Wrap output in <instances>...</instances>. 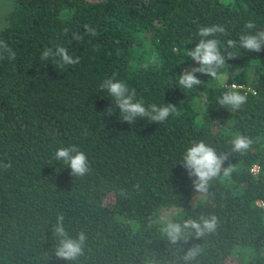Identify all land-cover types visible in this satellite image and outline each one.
I'll use <instances>...</instances> for the list:
<instances>
[{"label": "trees", "instance_id": "1", "mask_svg": "<svg viewBox=\"0 0 264 264\" xmlns=\"http://www.w3.org/2000/svg\"><path fill=\"white\" fill-rule=\"evenodd\" d=\"M5 20L0 41L16 56L0 59V162H10L0 167V264H68L52 254L58 213L71 237L87 234L73 264H173L193 244L202 248L196 264H264V50L227 43L264 30V0H11ZM249 21L255 29L244 28ZM212 25L225 32L208 39L220 41L226 58L237 56L216 77L196 73L202 84L182 88L181 72L198 67L187 51ZM57 46L80 63L41 60ZM108 78L134 89L146 107L171 103L176 113L163 123L123 122L100 89ZM232 90L247 96L236 111L218 104ZM237 134L253 140L243 155L231 152ZM200 141L236 169L212 180L207 195L179 163ZM70 145L88 157L83 177L54 159ZM209 215L215 232L182 251L161 232L164 218Z\"/></svg>", "mask_w": 264, "mask_h": 264}, {"label": "clouds", "instance_id": "2", "mask_svg": "<svg viewBox=\"0 0 264 264\" xmlns=\"http://www.w3.org/2000/svg\"><path fill=\"white\" fill-rule=\"evenodd\" d=\"M246 30L256 28L254 22L249 21L244 25ZM85 34L96 36V30L88 24L84 25ZM225 29L221 25H212L209 27H201L198 35L202 37L199 42L187 51V57L197 62L198 67L185 69L178 76V84L185 89L191 90L202 84L196 73L206 74L216 77L219 70L226 64V60L234 59L237 55L229 54L227 58L220 51V41L215 38L217 33H224ZM77 40L83 37L79 34H73ZM230 47H239L241 49L260 52L264 50V30L251 31L241 34L238 41L229 40ZM5 54L9 60H14L16 53L4 41H0V59L5 58ZM41 60L58 58V67L63 68L65 65H76L80 63L79 57H73L64 47L57 46L55 50L46 48L41 53ZM100 89L106 91L108 96L115 102V107L119 109L123 122L133 124L138 118L147 119L151 122L163 123L170 115L176 113V106L169 103L163 106L150 104L147 107L142 101L136 100L135 90H130L128 85L114 78L105 79ZM247 103V96L241 94L238 90L225 92L219 99L218 104L222 107H230L233 111L239 110ZM113 113V108L107 110V115ZM253 140L243 134H237L231 140V152L245 154L252 147ZM54 159L63 162L70 169V175L75 177H83L90 172V163L87 155L77 145L60 146L54 151ZM229 159V155L218 153L215 148L205 144L203 141L194 142L186 149L183 154L181 163L186 170L187 175L192 180L194 189L201 194L207 195L209 185L212 180L223 175L225 179L230 178L236 170L229 164L223 167L225 161ZM0 167H10V162H0ZM218 226V220L215 215L207 217L200 216L197 219L191 217L180 222L173 221L168 218L162 220L161 232L169 245L176 246L177 251H182L183 245H187L190 239H202L207 234L215 232ZM53 237L57 240V244L53 249V255L58 260L73 264L80 256L84 254L87 234L83 231L77 233L75 238L71 237L65 230L64 215L58 213L56 222L52 226ZM202 248L198 244H193L183 252L182 256L175 259L173 264H196L197 258L201 255ZM145 264H156L154 260H146Z\"/></svg>", "mask_w": 264, "mask_h": 264}, {"label": "rangeland", "instance_id": "3", "mask_svg": "<svg viewBox=\"0 0 264 264\" xmlns=\"http://www.w3.org/2000/svg\"><path fill=\"white\" fill-rule=\"evenodd\" d=\"M226 1V0H221ZM11 8V0H0V29L6 24L5 16Z\"/></svg>", "mask_w": 264, "mask_h": 264}, {"label": "built area", "instance_id": "4", "mask_svg": "<svg viewBox=\"0 0 264 264\" xmlns=\"http://www.w3.org/2000/svg\"><path fill=\"white\" fill-rule=\"evenodd\" d=\"M255 168H256V165H253V166L251 167V170H255Z\"/></svg>", "mask_w": 264, "mask_h": 264}]
</instances>
